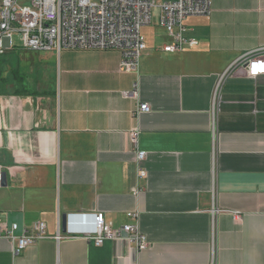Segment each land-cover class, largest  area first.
<instances>
[{"label":"crops","instance_id":"0c3cea01","mask_svg":"<svg viewBox=\"0 0 264 264\" xmlns=\"http://www.w3.org/2000/svg\"><path fill=\"white\" fill-rule=\"evenodd\" d=\"M185 24L198 45L166 52L164 30L137 72L120 71L118 50L0 55V223L43 221L48 236L16 255L0 238V264H264V75L229 71L213 118L222 75L264 47V0H212ZM17 50L34 54L27 79ZM97 212L148 247L55 239L64 216Z\"/></svg>","mask_w":264,"mask_h":264},{"label":"built area","instance_id":"2783aa9c","mask_svg":"<svg viewBox=\"0 0 264 264\" xmlns=\"http://www.w3.org/2000/svg\"><path fill=\"white\" fill-rule=\"evenodd\" d=\"M160 10V25L165 30L169 43L163 50L180 52L198 45V40L187 37L186 20L193 16L209 17L212 13V0H0V55L16 46L13 34H21L22 48L33 52H49L64 49L73 50H118L122 59L120 71L137 72L141 58L147 49L142 29L151 25L153 9ZM261 53H247L231 65L222 75L213 97V118L216 120L217 98L226 74L242 65L250 78L264 75V47ZM125 97L137 96V91H125ZM147 103L141 104L137 113L149 112ZM138 132L130 134L137 141ZM145 151H139L138 161L144 160ZM146 176L145 171L140 172ZM215 214L218 209L213 207ZM236 218L240 213L234 212ZM136 217L137 214L129 213ZM85 223L78 222L75 213L67 215V236L58 229L55 239L64 237H84L96 246L106 240H123L132 243L139 250H145L149 241L135 224H125L113 228L106 222L103 212L85 215ZM89 223V224H88ZM84 225H89L84 226ZM84 226V230H79ZM46 223L38 221L25 227L21 234L18 224L3 226L0 223V238L12 243L14 255L21 250L48 238Z\"/></svg>","mask_w":264,"mask_h":264},{"label":"rangeland","instance_id":"374dc122","mask_svg":"<svg viewBox=\"0 0 264 264\" xmlns=\"http://www.w3.org/2000/svg\"><path fill=\"white\" fill-rule=\"evenodd\" d=\"M163 1H166V0H157V4ZM152 13H153L152 24L145 26L142 29V32L146 38L147 44H149L152 41L158 42L164 39V37L162 38L164 29L160 25V10L156 7L153 9ZM13 38H14V44L16 46L15 49H17V47L21 48L23 44L22 39H21V34L18 32H15L13 34ZM15 56H16L15 63L19 64V70L17 72H19L25 79H27L29 76V72L32 69L33 59L31 57L34 56V54H30L28 52L25 53L23 51L20 52L19 50H17L15 51ZM16 64L14 65L15 67H16Z\"/></svg>","mask_w":264,"mask_h":264},{"label":"water","instance_id":"95a60500","mask_svg":"<svg viewBox=\"0 0 264 264\" xmlns=\"http://www.w3.org/2000/svg\"><path fill=\"white\" fill-rule=\"evenodd\" d=\"M1 180H2V184L5 186L7 184V174H6V172H3L1 174ZM66 222H67V217L64 216L63 217V221H62V230L63 231H66V227H67Z\"/></svg>","mask_w":264,"mask_h":264}]
</instances>
